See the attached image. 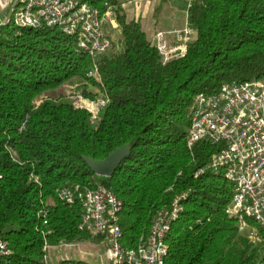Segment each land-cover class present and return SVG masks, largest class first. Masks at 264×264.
I'll return each instance as SVG.
<instances>
[{
    "label": "trees",
    "instance_id": "1",
    "mask_svg": "<svg viewBox=\"0 0 264 264\" xmlns=\"http://www.w3.org/2000/svg\"><path fill=\"white\" fill-rule=\"evenodd\" d=\"M82 1L102 12L119 3ZM117 11L125 48L100 58V80L88 74L89 53L59 27L0 26V237L10 249L0 264H43L46 242L102 239L80 230L79 201L59 197L76 185H104L123 200L128 249L180 198L165 264H264V229L249 220L253 240L226 213L234 183L209 167L219 147L187 146L197 93L264 77V0H191L197 31L186 54L167 63L140 22ZM69 82L84 97L107 99L98 120L61 90ZM45 92L52 94L35 103ZM127 143L131 154L112 176L96 175L83 158L104 159Z\"/></svg>",
    "mask_w": 264,
    "mask_h": 264
},
{
    "label": "built area",
    "instance_id": "2",
    "mask_svg": "<svg viewBox=\"0 0 264 264\" xmlns=\"http://www.w3.org/2000/svg\"><path fill=\"white\" fill-rule=\"evenodd\" d=\"M191 1V0H190ZM190 3L188 4V6ZM104 12L82 0H0V26L42 28L59 27L64 33L77 38L78 47L89 53L94 61L89 76L101 79L98 61L112 47V40L104 31V21L114 24L113 5L106 2ZM197 30L189 23L175 31L176 43L168 44L165 33L156 35L157 48L163 62L184 56L188 43ZM75 105L88 110L98 120L107 99H91L82 94ZM190 127L187 135L189 149L201 141L219 147L211 157L209 167L224 171L234 183V193L226 213L237 220L240 231L254 221L264 229V77L245 81H231L213 93H197L189 106ZM200 172H203L201 170ZM59 197L69 203L82 205L80 230L106 242L110 264H165L168 255L167 233L178 216L179 199L171 208L160 210L153 219L148 235L141 236L134 248L122 242L123 231L119 215L123 200L104 185L60 189ZM67 244L64 241L59 242ZM43 264H80L71 259L51 262L47 255ZM7 242L0 237V259L8 255Z\"/></svg>",
    "mask_w": 264,
    "mask_h": 264
},
{
    "label": "rangeland",
    "instance_id": "3",
    "mask_svg": "<svg viewBox=\"0 0 264 264\" xmlns=\"http://www.w3.org/2000/svg\"><path fill=\"white\" fill-rule=\"evenodd\" d=\"M149 2L150 6L144 12L147 15V26L151 28V31H158L161 28L167 30V28L171 27L175 23L182 24L181 29L186 26V16L190 0H150ZM149 2L142 0L135 2L132 1L126 7V10L130 13L136 12L137 14H139L142 5L144 3L147 4ZM117 22V19H115L114 24L117 25ZM111 35L114 37L115 41L112 40V47L108 51V53L114 52L115 54H118L124 51L125 45L123 42L121 26H114ZM147 37L150 41H152L153 44H157V40L156 38L154 39V37L152 36V32H149ZM77 87L78 85L76 82H69L64 84L61 90L65 92L67 97H69L71 100H75L76 97L81 95ZM89 88L94 90L96 89L92 85H90ZM51 94V92L42 93L35 98L34 102L38 104L44 98H48ZM97 96L100 97L101 94ZM245 231L250 234L253 240L256 239L258 231L257 227L251 224V226H249V228ZM46 256L51 262H58L64 259H71L76 262L83 261L88 264H110L106 242L103 239H88L76 243L67 244H50Z\"/></svg>",
    "mask_w": 264,
    "mask_h": 264
},
{
    "label": "crops",
    "instance_id": "4",
    "mask_svg": "<svg viewBox=\"0 0 264 264\" xmlns=\"http://www.w3.org/2000/svg\"><path fill=\"white\" fill-rule=\"evenodd\" d=\"M135 2V1H141V0H118V4L117 5H113V17L115 19H117V14H118V9L120 10L119 13H124L127 17L128 20H136L138 22H140L143 30L146 32V34L148 35L149 32H152V36L154 37V39L156 38V34L158 32H164L165 33V38L166 40L168 41L169 44H174L176 43V37H175V31L177 30H181L182 28V24H173L171 27L167 28V30H164V29H159L158 31H151V28L148 27V20H147V15L145 14L144 11L147 10V8L150 6V0H142V1H146V2H149L147 4H143L142 5V8H141V11H139V14H137L136 12H128L126 10V7L131 3V2ZM187 17V16H186ZM105 28H104V31L106 33V35L113 41H115L114 37L111 35V32H112V29L113 27L115 26H119L118 22H117V25L116 24H112L111 21L109 20H105ZM110 32V33H109ZM152 42V41H151Z\"/></svg>",
    "mask_w": 264,
    "mask_h": 264
},
{
    "label": "water",
    "instance_id": "5",
    "mask_svg": "<svg viewBox=\"0 0 264 264\" xmlns=\"http://www.w3.org/2000/svg\"><path fill=\"white\" fill-rule=\"evenodd\" d=\"M131 150V143H127L116 148L104 159H96L89 155H85L83 158L96 175L109 177L115 173L121 162L131 154Z\"/></svg>",
    "mask_w": 264,
    "mask_h": 264
}]
</instances>
